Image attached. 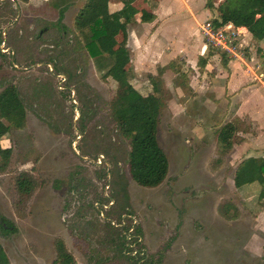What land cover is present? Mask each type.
<instances>
[{"label":"rangeland","instance_id":"1","mask_svg":"<svg viewBox=\"0 0 264 264\" xmlns=\"http://www.w3.org/2000/svg\"><path fill=\"white\" fill-rule=\"evenodd\" d=\"M168 1L164 21L168 30L164 33L173 45L167 44L156 58L161 39L153 28L143 29L140 19L130 27L132 87L148 95L153 91L150 76L163 81L158 141L169 159L170 173L160 186L145 188L132 179L121 152L126 140L117 136L110 120L108 103L117 84L103 75L112 65L111 59L102 56L86 61L68 52L75 44L73 17L83 2L66 10L63 24L67 29L63 31L56 25L59 14L46 2L0 0V91L16 84L27 108L26 127L0 139L1 147L13 149L8 169L0 173V243L11 264H53L57 239L64 240L76 264H89L100 252L110 254L102 250L113 237L104 231V215L95 209L100 208L99 198L112 194L111 165L95 145L100 136L107 140L108 149L113 147L112 154L128 178L133 224L142 230L137 249L146 257H153L155 264H264V208L258 199L261 186L254 183L237 189L234 184L238 164L249 155L264 153V142L260 143L262 137L258 140V127L250 119L236 117L237 101L223 93L226 78L218 76L229 70L223 65V53L206 47V67L198 64L202 55L189 63L186 57H175L174 45L180 46L174 38L177 33L181 35L178 39L182 37L190 46L191 34L185 24L191 16ZM207 1L192 0L201 24L219 18L216 9L205 8ZM220 1L215 0L216 7ZM136 3L143 6V0ZM10 5L15 15L5 23L3 15ZM195 27L193 42L204 47ZM240 44L246 61L255 57V69L249 70L254 85H264V43L260 47L245 33ZM145 54L152 61H145ZM66 55L78 56L71 71L76 69L80 83H69L63 72H55V64L60 67L63 60L70 65ZM231 61H236L238 71L247 68L240 59H229V65ZM79 92L87 101L86 121H78L86 112ZM228 123H236L238 132L233 149L221 155L219 132ZM21 172L30 173L37 182L26 200L15 189ZM224 200L240 209L238 219L229 221L219 214ZM2 219L16 231L7 233L10 227L4 226Z\"/></svg>","mask_w":264,"mask_h":264},{"label":"trees","instance_id":"2","mask_svg":"<svg viewBox=\"0 0 264 264\" xmlns=\"http://www.w3.org/2000/svg\"><path fill=\"white\" fill-rule=\"evenodd\" d=\"M27 3L30 0H11ZM48 1L52 8L59 12L56 23L58 28L66 30L63 24L64 13L77 0H42ZM82 7L74 18V46L68 52L76 53L82 60L94 59L102 56L109 57L112 65L103 75L104 79L111 78L117 84V91L108 103L110 120L115 127L117 136L126 140V147L122 148V158L128 167L132 179L145 188H156L164 183L170 173L169 159L158 141L159 118L163 106L161 92L163 81L154 76L149 80L153 87L152 93L141 94L132 87L129 80V66L131 65V51L129 48L130 26L140 15L141 23H150L155 20V15L144 9H140L135 0H119L122 7L112 12L111 0H81ZM9 3L10 0H5ZM206 8L216 9L219 18L215 20L218 25L232 23L237 27L246 28L257 43L264 41V0H221L215 6V0H208ZM15 15V10L8 8L5 23ZM8 17V18H7ZM121 38V40H119ZM3 43L0 34V45ZM67 52V53H68ZM213 53V52H212ZM210 53V56L212 55ZM73 56L70 65L55 64V72H63L69 83H80L79 76L71 71L75 62ZM223 65L228 67L229 59L222 55ZM198 64L206 67L207 58L200 57ZM65 65V66H63ZM164 69V68H163ZM163 70L159 73L161 75ZM1 86V85H0ZM124 92V93H122ZM81 101L86 106V112L78 121L85 120L87 114V101ZM91 117V116H89ZM88 119V118H87ZM73 115L70 119L72 128ZM27 124V108L19 87L16 84H8L0 91V139H3L12 131L23 130ZM82 132L85 125H82ZM236 123L224 125L218 137V152L221 155L229 153L234 146V138L237 135ZM106 139L98 138L95 141L97 152L104 154L111 165L109 184L112 194L109 198H99L95 208L97 213L104 215V231L111 238L103 248V252L91 258L89 264H107L112 261L124 264H155L154 258L146 257L137 247L141 246L142 230L133 224V211L130 206L128 183L125 173L122 171L120 161L112 154L113 147L108 149ZM85 154L88 152H84ZM13 156V149L0 146V173L5 172ZM100 174V173H99ZM104 175L108 173L104 170ZM258 183L261 190L258 196L261 206L264 208V157H248L238 164L234 175V184L237 189ZM37 182L28 172L18 174L15 181V189L19 196L26 200L35 191ZM94 207V205H93ZM219 214L226 220H236L240 217V209L230 200H224L218 207ZM3 220L4 226L10 227L7 233L16 231L14 225ZM121 231V232H119ZM56 257L53 264H76L74 255L68 250L63 239L55 241ZM0 264H11L9 256L0 243Z\"/></svg>","mask_w":264,"mask_h":264},{"label":"crops","instance_id":"3","mask_svg":"<svg viewBox=\"0 0 264 264\" xmlns=\"http://www.w3.org/2000/svg\"><path fill=\"white\" fill-rule=\"evenodd\" d=\"M32 1H40V2L48 3V1H42V0H30L29 2H32ZM78 1L82 2L81 0L75 1V3L67 9V12H68V10L73 8ZM135 1L137 2V0H135ZM171 1L174 2L175 6L177 5L178 9L181 12L185 11L189 16H191L190 17L191 21L185 24V26L188 25L187 31H188V33L190 32V34H191L189 37L191 40L190 46L187 45V43H188L187 40L182 39V37H179V38H181V40H179L178 36L180 34L177 33L176 37H174V38H175V40H178L177 43L180 44V46L174 45V49H175L174 55H175V57H179V56L180 57H186L187 58L186 61L188 63L193 62V59L194 58L197 59L199 55H202L200 57H203L205 51L207 50L205 44H204V47H202L200 42H196V44L193 42V36H194L193 26H194V28H196L195 26H197L196 33L200 34L199 26L202 22L201 21L202 20L201 15H200L198 10H195L193 8L192 0H171ZM205 5H206V3H205ZM121 7H122V5H121V3H119V0H111L110 10L112 12L120 10ZM168 7H169V1L168 0H143V6L141 8L139 7L140 9H144V10L151 12L155 15L154 21H152L150 23H143V29L148 30V29L153 28L156 37L159 38V40L161 39L160 40L161 43L158 46L160 48L156 49L158 52H156L154 58H156L157 54L160 55V53H162V51H165L166 47L168 46L167 44L171 43V42H169V39H167V36L164 33L165 30L166 31L168 30L167 25L164 24V21L166 19L165 14L167 12ZM80 8L77 9L73 18L76 17ZM205 8H206V6H205ZM52 9H53V12H57L59 14V12L57 10H55L54 8H52ZM65 14H66V11L64 13V16L66 17ZM139 19H140V15L137 16V19L135 22H137V20H139ZM213 19H215V18H213ZM172 30H173V32H177V29L174 26H173ZM243 30L246 31V33H249L246 28H244ZM129 34H130V30H129ZM164 39H166L167 42H164L163 41ZM263 43H264V41H262L261 43H258V44L260 47H263ZM199 51H201V52H199ZM143 57H144L145 61H152L151 56H148L145 54V55H143ZM170 57H171V59H174V58H172V56H170ZM230 60H232V59H230ZM253 60L255 61L254 56L251 57V61H250L251 63L244 59L243 62L247 65V68L242 67L240 71H238L237 68L235 69V67L238 66L236 61H231L230 65L228 64L230 71L227 70L225 72H222L219 74L218 77H221L222 79L226 78L225 79V88L223 91L225 97H227V98L229 97L230 100L237 101V103H238V105L236 107V117L241 119V120L244 118L250 119L254 123V126L258 127V129L256 130L257 137H258V140L260 137H262V139L260 141V143H262V142H264V136H263L264 135V85L259 86V83L254 85L255 80H253L251 75H249V70L253 69V71H254V69H255V67H253V64H252ZM262 82L263 81H261V83ZM257 86H259V87L256 88ZM245 144H246V142H245ZM261 156L264 157V153H259L258 155L253 154V155H249L248 157H261Z\"/></svg>","mask_w":264,"mask_h":264},{"label":"built area","instance_id":"4","mask_svg":"<svg viewBox=\"0 0 264 264\" xmlns=\"http://www.w3.org/2000/svg\"><path fill=\"white\" fill-rule=\"evenodd\" d=\"M216 19L206 20L200 25V33L206 47L225 54L230 59H240L242 47L240 44L242 36L246 33L244 28L237 27L232 23L218 25Z\"/></svg>","mask_w":264,"mask_h":264}]
</instances>
